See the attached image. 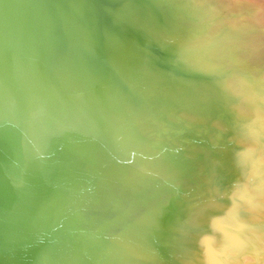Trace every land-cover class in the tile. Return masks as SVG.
Returning a JSON list of instances; mask_svg holds the SVG:
<instances>
[{
  "label": "water",
  "instance_id": "95a60500",
  "mask_svg": "<svg viewBox=\"0 0 264 264\" xmlns=\"http://www.w3.org/2000/svg\"><path fill=\"white\" fill-rule=\"evenodd\" d=\"M263 18L253 0H0V264H170L149 250L197 231L183 202L232 190L208 163H264V136L234 127L264 131ZM139 128L161 143L134 160ZM182 158L201 172L178 195L160 174Z\"/></svg>",
  "mask_w": 264,
  "mask_h": 264
},
{
  "label": "bare ground",
  "instance_id": "6f19581e",
  "mask_svg": "<svg viewBox=\"0 0 264 264\" xmlns=\"http://www.w3.org/2000/svg\"><path fill=\"white\" fill-rule=\"evenodd\" d=\"M253 1L260 2V0ZM260 5L264 9V3ZM259 22L264 26V18L263 20L260 19ZM147 103L146 111L149 115H152V118L164 116V106L158 105L155 101ZM149 103L155 104L148 108ZM216 114L218 115L219 112ZM145 123L149 130L157 131L160 128L156 121L149 118ZM234 127L238 131H243L258 138L261 135L264 136V131L252 123L248 125L242 121H237ZM149 130L139 128V130L131 133L133 147H128L126 153L132 155L131 157L134 160H138L140 157L143 158L147 148L161 143V140L150 136V132H147ZM105 139V142L109 140L108 137ZM86 140L89 142L90 148L97 146V142L93 137H86ZM98 141L100 142V140ZM115 143L121 149L123 148L121 141H115ZM123 144L125 143L123 142ZM112 145H115L114 142ZM224 155L227 159H224L225 161L221 160V162L226 166L223 165L222 168L218 169L217 165H215L216 167L213 166L210 161L207 162L209 164L207 172L212 174L211 176H214L215 180H217L215 177L219 178L218 184L228 185L232 190L227 192L214 190V188L210 190L206 188L209 185L206 181L205 191L208 192L207 194L193 192L191 195L192 202H183L182 204L186 213L199 221L194 220L199 226L197 231L194 234L191 233L190 239H182L179 247L183 249L178 252L170 250V246L164 244L165 252L158 251L159 249L154 247V249L149 250L150 254L157 256L163 254L165 258L162 259L170 264H264V163L262 165L259 161L258 164L254 159H247V157H243L238 153ZM189 161L185 158L177 159L178 167L174 173L160 174V179L165 181V185L176 189L178 195H182L181 192H184L183 188H185V184L182 185L179 179L188 180L189 178L190 181H196L198 180L196 178L200 177L197 172H201V169L197 167V164L193 165ZM227 166L237 168L238 173H241L249 183L243 180L238 181L239 174L233 173L230 169H225ZM75 174L79 173L76 172ZM69 176L73 177L74 175L69 174ZM250 186H253L254 190ZM251 198H255L253 200L255 202H251L252 204L248 203ZM216 200L217 202L218 200H228L230 204L218 205ZM187 216H184L185 219L190 221L189 216ZM171 217L173 216L169 214L162 216L163 219H171ZM227 227L232 231L228 230ZM158 236L157 239L160 240L162 235ZM208 246L215 249L218 257H214L217 255ZM220 256L224 259L220 260Z\"/></svg>",
  "mask_w": 264,
  "mask_h": 264
},
{
  "label": "rangeland",
  "instance_id": "374dc122",
  "mask_svg": "<svg viewBox=\"0 0 264 264\" xmlns=\"http://www.w3.org/2000/svg\"><path fill=\"white\" fill-rule=\"evenodd\" d=\"M264 1V0H263ZM262 0H260V2L263 4L264 2H263ZM259 1L257 2V3H259V4H261Z\"/></svg>",
  "mask_w": 264,
  "mask_h": 264
}]
</instances>
